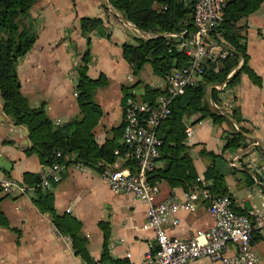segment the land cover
Returning a JSON list of instances; mask_svg holds the SVG:
<instances>
[{
	"label": "crops",
	"instance_id": "crops-1",
	"mask_svg": "<svg viewBox=\"0 0 264 264\" xmlns=\"http://www.w3.org/2000/svg\"><path fill=\"white\" fill-rule=\"evenodd\" d=\"M30 13L35 18L37 37L17 61L20 89L30 106H43L55 123H63L79 112L75 90L76 65L87 45V37L80 28V17L103 18V32L95 29L88 33L91 60L87 71L93 77L100 71L107 76L106 84L95 92V100L103 113L94 132L98 143L116 136V140L122 144L123 86L132 85L130 91L140 95L145 83L163 90L166 84V78L153 68L152 73L148 72L144 76L141 72V78L136 79L131 65L123 57L122 44L133 41L135 35L142 33L108 0H37L31 6ZM240 22H246L241 31L246 41L248 64L260 75L261 84L253 83L243 72L228 90L221 93L222 104L216 105L228 118L231 105H239L243 123L248 128L246 135L257 139L259 143L254 150L248 144L249 149L244 156L252 158L255 165L264 167V0L259 8ZM137 80L140 82L136 83ZM121 123L122 129L116 130L114 127ZM187 125L190 133L187 136L184 134V138L191 145L190 153L197 175H204L209 159L200 155L199 150L204 147L219 152L223 144L221 131L228 125L226 121L216 123L209 117ZM30 144L27 128L15 123L4 112L0 95V170L27 187L24 191L0 190V208L10 225L0 226V264H83L85 262L72 248L70 236L58 230L52 222V215L41 211L31 199L34 185L25 182L23 174L27 171L40 174L47 167L40 162L37 153L26 152ZM123 161L124 157L117 155L112 164L123 166ZM159 163L157 159L156 164ZM249 176L252 178L251 170L246 167L226 174L232 199L248 196L252 182ZM157 182V199L169 195L177 199L185 197L187 189L171 187L162 180ZM51 189L56 210L67 212L80 220L81 230L87 237V246L96 264L146 262L145 251L148 247L156 246V238L152 229L141 227L147 220L145 200L128 190L113 191L101 173L94 169H78L70 163L59 169V179L53 182ZM257 200L258 197H255ZM206 204V199L200 197L193 210L179 209V222L176 225L170 227L164 223L167 232L187 237L197 228L210 226L212 218L206 210ZM100 220L109 222V258L104 260H101L103 231L98 225ZM252 246L258 256L256 264H264V232L254 235ZM227 251H232V247ZM114 259H123V262L115 263ZM188 264L220 263L201 256L189 260Z\"/></svg>",
	"mask_w": 264,
	"mask_h": 264
},
{
	"label": "trees",
	"instance_id": "trees-1",
	"mask_svg": "<svg viewBox=\"0 0 264 264\" xmlns=\"http://www.w3.org/2000/svg\"><path fill=\"white\" fill-rule=\"evenodd\" d=\"M37 0H0V95L3 99V110L17 124L27 128L31 144L25 150L27 153H37L44 165L62 162L56 151L68 153L74 161L90 164L101 170L103 161L112 164L116 156L123 154V143L116 140V136L106 138L98 143L95 138L94 127L103 111L95 100L96 89L107 82L104 72L93 77L88 73V64L91 60L88 33L92 30L103 32V18L100 16L80 17V28L87 37L86 48L80 53L76 65V99L79 105L78 114L70 117L63 123H55L46 113L43 106L32 107L22 93L20 80L17 74V61L31 47L37 37L35 18L30 13L31 6ZM263 0H226L223 17L217 27L211 32V37L227 47L225 57L203 60L204 72L195 82L188 85L184 91L176 95L169 107L170 111L157 126V135L161 139L160 154L154 169L149 173L150 181H165L169 186H181L189 189L197 176V170L190 153V144L184 138V128L205 117L216 123L226 121L227 127L221 131L222 148L219 152L201 148L199 154L209 159L203 176L212 180L211 190L214 194H228L231 196L226 182V174L233 173L236 167L227 164L229 152L246 146L248 128L243 123L238 104L229 108L227 117L213 102L221 105V93L228 90L240 77L246 73L251 81L261 84V77L248 64V52L242 29L246 22L241 19L255 11ZM113 8L121 11L124 17L131 21L139 30L150 32L152 36L135 35L133 41L122 44L123 57L131 65L133 73L149 61L154 71L162 77L172 67L185 65L189 57L181 49L178 38L166 35V32H178L189 28L192 22V0H108ZM163 4L166 7H163ZM240 62V64H239ZM239 65V66H238ZM238 68L232 72L236 67ZM232 72V73H231ZM225 81L222 88L217 84ZM140 82L137 80L136 83ZM135 83V84H136ZM132 85L123 86L122 101L125 106L128 96H137L154 103L156 97L163 92L159 86L145 83L141 96L130 91ZM237 126H235V124ZM122 129V123L114 127ZM119 154L115 153V149ZM66 162V161H65ZM122 165L135 167V160L124 157ZM249 175V174H248ZM250 178V176H249ZM252 178H250L251 181ZM23 180L33 184L31 191L33 203L41 210L52 215L55 227L71 238V245L83 262L96 264L97 261L90 254L87 246V237L81 230V222L67 212H58L54 206V195L51 188L40 183V174L27 171ZM103 231L101 260L109 258L107 237L109 222L98 221ZM0 226L10 227L9 221L0 208ZM14 228V227H12ZM115 263H122L123 259H114ZM125 264V263H123Z\"/></svg>",
	"mask_w": 264,
	"mask_h": 264
},
{
	"label": "built area",
	"instance_id": "built-area-1",
	"mask_svg": "<svg viewBox=\"0 0 264 264\" xmlns=\"http://www.w3.org/2000/svg\"><path fill=\"white\" fill-rule=\"evenodd\" d=\"M192 2L191 26L178 32L165 33L178 38L177 45L188 55V62L180 67H172L165 75V88L154 103L137 96L127 97L122 131L124 152L119 154L117 148L114 152L134 159L135 167L113 164L105 166L104 162L100 161L103 169L98 170L90 164L74 161L68 153L56 151V156H61L63 161L46 165L47 170L40 173V183L46 188H51L53 182L59 179V169L70 163L78 169H94L101 173L113 191L128 190L145 200L147 220L141 227L154 231L156 246L148 247L145 251L146 262L138 264H188L189 260L201 256H207L220 264H256L258 256L253 249L252 240L256 233L264 232V167L255 165L254 160L249 156L245 158L244 154L249 148L257 149V139L250 138L245 147L231 150L228 155L230 166L251 170V189L245 198L234 200L228 194H214L211 190L212 180L197 175L183 199L171 195L157 199L158 182L148 178L160 154L161 139L157 135V126L169 113L172 99L182 93L188 85L193 84L204 72L205 58L216 59L225 57L228 53L226 46L211 37V32L223 17L226 0ZM163 7L166 5L163 4ZM224 85L225 81L216 87L222 88ZM216 104L213 102L215 107L218 106ZM189 133L190 127L187 125L184 134L187 136ZM26 188L0 170L1 191H24ZM200 197L207 201L206 210L212 218V224L195 229L187 237L169 234L164 223H168L170 227L176 225L179 222L177 211L193 210L196 200ZM255 197H258L257 201ZM229 247H232L230 252L227 251ZM127 255H130V252H127Z\"/></svg>",
	"mask_w": 264,
	"mask_h": 264
},
{
	"label": "rangeland",
	"instance_id": "rangeland-1",
	"mask_svg": "<svg viewBox=\"0 0 264 264\" xmlns=\"http://www.w3.org/2000/svg\"><path fill=\"white\" fill-rule=\"evenodd\" d=\"M141 72L144 76H146V74L149 72V73H152V65L149 61H145L143 66L137 71V73H134L136 79H140L141 78Z\"/></svg>",
	"mask_w": 264,
	"mask_h": 264
},
{
	"label": "water",
	"instance_id": "water-1",
	"mask_svg": "<svg viewBox=\"0 0 264 264\" xmlns=\"http://www.w3.org/2000/svg\"><path fill=\"white\" fill-rule=\"evenodd\" d=\"M136 27V26H135ZM137 28V27H136ZM138 29V28H137ZM139 30V29H138ZM141 33H142V35H144V36H152L153 34L152 33H150V32H145V31H142V30H139ZM239 66V65H238ZM238 66L233 70V72L238 68Z\"/></svg>",
	"mask_w": 264,
	"mask_h": 264
}]
</instances>
